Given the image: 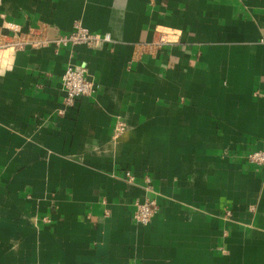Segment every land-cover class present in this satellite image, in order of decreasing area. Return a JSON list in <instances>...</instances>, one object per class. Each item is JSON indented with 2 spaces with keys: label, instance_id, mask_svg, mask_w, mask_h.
Here are the masks:
<instances>
[{
  "label": "crops",
  "instance_id": "1",
  "mask_svg": "<svg viewBox=\"0 0 264 264\" xmlns=\"http://www.w3.org/2000/svg\"><path fill=\"white\" fill-rule=\"evenodd\" d=\"M4 23L111 41L2 54L0 264H264L243 158L264 148V0H0ZM69 63L95 91L66 105Z\"/></svg>",
  "mask_w": 264,
  "mask_h": 264
},
{
  "label": "built area",
  "instance_id": "2",
  "mask_svg": "<svg viewBox=\"0 0 264 264\" xmlns=\"http://www.w3.org/2000/svg\"><path fill=\"white\" fill-rule=\"evenodd\" d=\"M5 28L13 31L12 35H0V61L2 54L7 49L20 50L25 46H43L53 44L55 47L67 45L86 47H100L111 41L109 33H93L88 31L79 23H75L74 28L66 34L53 39H39L29 33V36L22 34L17 25L4 23ZM61 86L64 92L63 101L66 105H71L75 98L80 96H90L95 91L94 83L87 77L86 70L76 64L66 65L60 77ZM125 128L122 121H117L114 127V135L121 133ZM249 164L264 167V148L248 151L244 157ZM158 212V204L152 199H147L136 203L133 212V220L141 225L148 224Z\"/></svg>",
  "mask_w": 264,
  "mask_h": 264
}]
</instances>
